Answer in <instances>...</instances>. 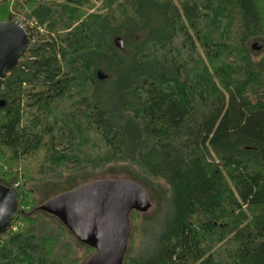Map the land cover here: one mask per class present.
<instances>
[{
    "label": "trees",
    "instance_id": "obj_1",
    "mask_svg": "<svg viewBox=\"0 0 264 264\" xmlns=\"http://www.w3.org/2000/svg\"><path fill=\"white\" fill-rule=\"evenodd\" d=\"M98 1L0 0V20L30 37L0 81V184L19 198L0 264L88 259L94 248L29 208L30 184L115 162L168 193L153 244L123 264H264V0H147L168 32L145 38L112 104L92 56L123 20L142 28L145 0Z\"/></svg>",
    "mask_w": 264,
    "mask_h": 264
},
{
    "label": "water",
    "instance_id": "obj_2",
    "mask_svg": "<svg viewBox=\"0 0 264 264\" xmlns=\"http://www.w3.org/2000/svg\"><path fill=\"white\" fill-rule=\"evenodd\" d=\"M122 41L115 37V46L122 48ZM29 43V34L20 21L0 20V81L17 65ZM251 47L259 50L262 45L253 42ZM96 77L102 80L107 74L99 68ZM52 203L55 207H40L57 215L78 240L94 248L82 264H123L129 214L131 210L146 211L149 206L145 188L132 179L88 182L59 195ZM18 205L16 190L0 184V235L11 227Z\"/></svg>",
    "mask_w": 264,
    "mask_h": 264
},
{
    "label": "rangeland",
    "instance_id": "obj_3",
    "mask_svg": "<svg viewBox=\"0 0 264 264\" xmlns=\"http://www.w3.org/2000/svg\"><path fill=\"white\" fill-rule=\"evenodd\" d=\"M94 2L97 5L99 4L98 0H94ZM133 18H135L133 20L142 27L141 29H136L135 25L129 19L123 20L120 23V29L123 31L119 34L114 30V27L110 28L109 34L112 38V43L114 45H112L113 48L106 52L103 50L101 53L92 56L95 67L97 69H103L107 74L106 78L98 80L96 95L101 100L109 102V104L114 103V94L125 83L124 78L126 77L129 68H131V60L138 62L137 56L139 57V55H136L137 51L140 48L144 49L142 52L147 51V45L144 44L145 38L147 39L152 36L160 37L168 32V27L163 28V30L159 29L165 22L162 17H159L157 20L154 4L150 1L145 0L142 2L138 12L135 13ZM28 27H31V25L28 24ZM117 36H120L123 39L122 48L117 47L114 44V39ZM252 44L253 42L251 45ZM251 49L257 51L253 53L255 55H259L262 52L260 49L255 50L252 47ZM147 63H151V61ZM152 66L156 69L153 63ZM161 68L163 69L162 71L169 70L168 65L166 64L165 66H160L159 70H161ZM132 70L134 71L133 68ZM127 165V163L115 162L102 168L85 169L74 174L65 173L61 177L50 178L43 182H32L30 188L33 189L34 192L32 195L30 194L29 197L32 199L33 205L29 208H32L33 206L37 207L38 205L43 207L45 205L48 206L49 204H51V207H55V203H52L54 198L88 182L105 179L135 180L134 176L130 174L132 171H129ZM139 184L141 183L139 182ZM141 185L147 192L149 206L146 211H142L133 217L129 216L130 232L127 239V253L132 256L138 252V249L142 252L145 248L147 249L149 246L151 247L154 241V235L159 229L160 220L164 217L163 208L168 204V193L166 190L164 191L162 187H151L145 184ZM43 209L48 211L47 208ZM48 212L59 219V217L53 212ZM18 225L20 224L18 223L17 226ZM14 227L16 229V226ZM84 253L83 248H77L76 257H78L79 260L76 264H82L84 262L87 257Z\"/></svg>",
    "mask_w": 264,
    "mask_h": 264
},
{
    "label": "built area",
    "instance_id": "obj_4",
    "mask_svg": "<svg viewBox=\"0 0 264 264\" xmlns=\"http://www.w3.org/2000/svg\"><path fill=\"white\" fill-rule=\"evenodd\" d=\"M12 228H13V229H15V227H14V226H12Z\"/></svg>",
    "mask_w": 264,
    "mask_h": 264
}]
</instances>
